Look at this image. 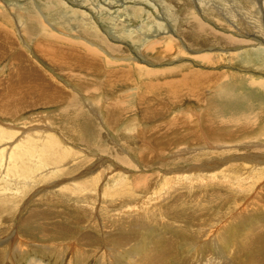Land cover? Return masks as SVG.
<instances>
[{"label":"rangeland","instance_id":"rangeland-1","mask_svg":"<svg viewBox=\"0 0 264 264\" xmlns=\"http://www.w3.org/2000/svg\"><path fill=\"white\" fill-rule=\"evenodd\" d=\"M234 1L222 0L221 11L212 5L207 12H202L196 0H0V28L13 42V45L9 41L10 44L5 43L6 57L0 61V97L6 98V93L20 83L17 77L21 71L14 69L10 60L23 55L44 75L42 80L55 84L51 87H59L55 88L57 92L54 87L51 91V87H46L50 84H45L44 91L55 94L60 90L59 93L74 95L81 111V117L72 118V112L61 109L64 105L60 103L30 108L22 105L24 109L16 110L11 117L0 112V208H3L0 212V264H32L33 259L43 264H157L156 257L162 260L161 264L188 261L200 264L206 259L215 264L219 255V259H224L223 256L231 259L227 261L232 264H247L249 258V264H260L253 245L258 242L257 246L264 251V235L253 242L249 236L264 233V227L260 228L264 226V35H258V31L254 32L246 23L257 17L253 25L258 22L264 28V13L258 19V15H254L258 5L236 0L235 4L240 7L235 8ZM231 7L234 16L224 12ZM238 8L240 11L236 10ZM262 9L264 11V7ZM30 11H35L39 24L33 27L35 30L31 27L32 34L26 36L23 23L29 25L25 16ZM198 13L209 28L243 44L211 50L187 49L184 27L191 33L193 20L205 21L199 20ZM165 46L169 48L167 52ZM38 49L59 58L83 57V65L91 66L92 61L103 72L118 71V74L107 83L108 74L90 72L92 67H78L77 74L63 72L59 70L61 63L55 67L43 64L36 56ZM200 75L216 79L205 82L198 77ZM12 76L16 80L10 79ZM111 82H115L112 92L104 90ZM194 93H200L202 100L188 97ZM107 106H113L112 114L116 118L113 129L105 123ZM141 107L160 117L142 120ZM88 119L97 127L96 132L86 130L84 133L92 144L95 134L96 145L114 149L122 160L127 157L122 144L142 149L150 166L136 167L135 162L142 167L146 163L132 152H128L130 166L124 165L114 154L66 142L58 131L62 127L65 131L67 120L74 130ZM171 120H177L175 126ZM168 122L172 126L165 125L169 129H164L161 124ZM45 133L53 138L57 136L58 150L67 151L71 159L57 166L42 161H39L40 166L33 160L26 162L31 166V174L22 182L28 189L23 194L12 185L14 179L6 180L4 176L9 147L24 138ZM158 153H162L161 157ZM77 163L82 167H74ZM230 167L244 169L246 178L235 182L236 176L222 175L221 172ZM55 168L63 170L61 176H48V181L28 186L39 176L52 175L50 172ZM87 168L93 171L90 180L98 175L92 189L89 187L92 183L82 175ZM134 179H138L137 183ZM75 184L84 185L85 190L76 193L82 190L80 186L72 189ZM6 185L10 190L4 193ZM164 188L168 192L159 198L161 205H157L158 200L150 201L156 190ZM130 193L136 195L133 197L138 205L145 198L149 199L148 215L134 219L126 214L124 207L129 205L126 197ZM75 195L80 196V200ZM152 203H155L153 207ZM110 209L115 211L109 214ZM210 236H214L215 242L221 239L215 250L205 245L210 242ZM244 237L249 240V249L242 246ZM117 238H123L124 242L117 243ZM15 239L23 240L25 247L14 250L10 259L5 253L10 245L14 248ZM152 242L154 244H150ZM54 245L58 249L53 250ZM71 245L77 249L73 256L67 251ZM223 245L225 247L221 248ZM163 247H169V251ZM198 249L202 251L197 256ZM83 252L84 259L80 256ZM194 255L196 259L190 260Z\"/></svg>","mask_w":264,"mask_h":264},{"label":"bare ground","instance_id":"bare-ground-1","mask_svg":"<svg viewBox=\"0 0 264 264\" xmlns=\"http://www.w3.org/2000/svg\"><path fill=\"white\" fill-rule=\"evenodd\" d=\"M198 1V2H197ZM221 1L222 0H196V2L198 3V6L197 7H201L202 8V12L203 11H206L207 12V9L209 10V6L210 7H212V5H213V8L215 9V10H219V11H221V9H223L222 7V5H221ZM248 1H250L254 6H257L258 5V7H257V9H256V11L254 12V15L255 16H257L258 15V19H260V17H259V15H261L262 13H264V11H263V7H264V0H248ZM239 2V1H238ZM236 3V0L233 2V5H234V7L235 8H237V7H240V5L239 4H235ZM233 7V6H232ZM232 7L231 8H226L225 10H224V12L226 13V15H231V16H234V15H232ZM236 10H238V11H240V8H238V9H236ZM199 11V10H198ZM197 11V12H198ZM253 12V11H252ZM200 13V12H199ZM198 13V14H199ZM200 15V14H199ZM263 17H264V15H262ZM23 17V16H22ZM25 18H26V21L27 22H29V25H27L28 23H23V24H25L24 25V28L25 29H23L24 30V34L26 35V36H29V35H31L32 34V32H31V30H32V28L33 27H36L38 24H39V21H38V18H37V14L35 13V11L34 12H29V14L27 15V16H25ZM256 18L257 17H252V18H250L249 20H251L250 22H248V23H246L247 25H251L252 26V28H254V32H256V30L258 31L257 32V34L259 35H264V28H262L260 25H258V22L256 23V26H254L253 25V22L256 20ZM262 18V17H261ZM199 20H205V19H203V17H201V15H200V18H199ZM248 21V20H247ZM206 23V20L205 21H203V22H198V20H193L192 22H191V25L193 26V29L191 30V31H193V32H191V33H188L189 31H188V29H186L185 27H184V29H185V31H186V33L184 34V38L185 39H187L186 41V43H187V45H185L184 44V46L188 49V47L189 48H191V49H209V50H211V49H214V48H217V47H226V46H228V48L229 47H236L237 45H240V44H243V41H239L238 39H236V38H233V37H231V36H229V35H226V34H224V33H221V32H216V30H214V29H211V28H209L208 27V25L207 24H205ZM208 22V21H207ZM261 23V22H260ZM21 24V23H20ZM263 24H264V22H263ZM27 25V26H26ZM36 25V26H35ZM26 26V27H25ZM238 26V25H237ZM236 26V27H237ZM22 27H23V25H22ZM32 27V28H31ZM38 27V26H37ZM239 27V26H238ZM237 27V28H238ZM2 29V27L0 28V61H1V59H3L4 57H6L5 55H6V49H5V46H6V44H10L11 43V45H13L12 43V40H8V36H9V38H10V35H8V33L6 32V31H2L1 30ZM3 29H5V28H3ZM236 29V28H235ZM33 30H35L34 28H33ZM32 30V31H33ZM236 30H238V29H236ZM34 33V32H33ZM21 35V34H20ZM258 37H260V36H258ZM262 37V36H261ZM262 38H264V37H262ZM147 39V38H146ZM258 40V39H257ZM10 42V43H7V42ZM185 41V40H184ZM6 43V44H5ZM180 43V42H179ZM179 43H176L177 44V46H179ZM185 43V42H184ZM264 43V42H263ZM8 46V45H7ZM38 47H36V49H37ZM181 49V48H180ZM12 50V49H11ZM164 50H165V52H167L168 50H169V48H168V46H165L164 47ZM13 51V50H12ZM170 51H172V50H170ZM187 51V50H186ZM194 51V50H193ZM10 52V51H9ZM66 52H68V51H66ZM8 53V52H7ZM20 53H22V51H20ZM19 54V53H18ZM23 54V53H22ZM21 55V54H20ZM28 55V54H27ZM206 55V54H205ZM23 55H21V56H19V58H17V56H14V58H11V62L14 64V69H16V68H18L21 72H20V75L17 77L18 79H19V81H20V83H18V85H17V88L16 89H14V90H9L7 93H6V98H1L0 97V112L2 113V114H4V115H7V117H11L14 113H15V111L16 110H22V109H24V108H26V107H28V108H30V106H38V105H40V104H42V105H46V104H62V105H64L63 106V108H61V109H64V110H66V111H70V112H72L71 113V117L72 118H78L79 116L81 117V115H80V106H79V102L77 101V99L75 98V96L73 95V96H71V95H69V94H67V93H64V91H63V93H59V91L60 90H58V93H55V94H53V92L51 93V91H52V89H53V87H51L52 85H55V84H52L51 85V83H49V82H47V81H44V79L42 80L41 79V77H43L44 75L43 74H41V73H38L37 71H36V67H34L35 65H34V63H32L30 60H27L24 56L22 57ZM36 56H37V58H39L40 60H41V62H43V64L45 63V65H52L51 67H55L56 66V64H59V63H61L60 64V66L61 67H59V70L60 71H69V72H72V73H76V71L75 70H77L78 69V67H83V68H85V67H92L91 68V70H89L90 72H93V73H95V74H103V73H107L108 74V77H109V80H106V82L108 83L109 81H111V80H113V78H114V74H118V71H114V72H103V70L101 69V68H98L96 65L94 66V62H92L91 61V66H86V65H83L82 64V62H81V60H82V58L83 57H81V59L77 56L76 58H75V60H73L72 58L73 57H69V58H64V57H62V58H59L57 55H55V54H50L47 50H40V49H38V50H36ZM39 56V57H38ZM75 56V55H74ZM61 57V56H60ZM77 58H78V60H77ZM9 61V62H10ZM8 62V63H9ZM10 64V63H9ZM37 65V64H36ZM55 65V66H54ZM13 66V65H12ZM63 66V67H62ZM58 67V66H57ZM56 67V68H57ZM82 68V69H83ZM80 69V68H79ZM82 69H80V70H82ZM38 70V69H37ZM84 70H86V69H84ZM83 71V70H82ZM77 74V73H76ZM81 74V73H80ZM15 76V75H14ZM66 77V76H65ZM70 77H74L75 78V76H70ZM199 78H203V79H205V82H209V81H215V80H213V79H216L215 77H213V76H211V78H208L209 76H207V77H204V76H198ZM15 79V78H13V76L12 77H10V79ZM16 80V79H15ZM76 81V80H75ZM17 82V81H16ZM45 84H50L49 86H46ZM113 84V85H112ZM114 84H115V82H111V83H109L108 84V86H107V88H104V90H106V89H108V91L109 92H112V89H113V87H114ZM51 87V91L50 92H48V90H45L44 91V87ZM204 86H202V87H200L198 90L200 91L201 90V88H203ZM48 88V89H49ZM55 88H56V86L54 87V89L53 90H55ZM59 88V87H58ZM58 88H56V89H58ZM56 91V90H55ZM107 91V92H108ZM57 92V91H56ZM32 93V94H31ZM110 94V93H109ZM17 95V96H16ZM29 95H31V97L29 96ZM112 95V94H111ZM188 97H190V98H197L196 100H199V101H201L202 100V97H201V95H200V93H194V94H191V95H189ZM190 98H189V100H190ZM180 99V98H179ZM179 101V100H178ZM198 103V102H197ZM25 104V105H24ZM24 106V108H22L23 106ZM113 105V104H112ZM108 107V108H107ZM106 108H105V113H107L108 115H107V120H105V121H107V122H105V123H107V127L108 128H112V124H115L114 123V120H116V118H115V116L112 114L113 112H112V108L111 107H113V106H107ZM19 108V109H18ZM143 108V109H142ZM142 109V111H143V114H142V117L144 118V119H142V120H145L146 118H148V119H150V120H153V119H156V118H158V117H160V116H155L151 111V113H148V111L149 110H146L144 107H141L140 108V110ZM14 110V111H13ZM64 110H59V111H62V113H64ZM82 110V109H81ZM146 112V113H145ZM64 115H66V114H64ZM97 115V114H96ZM63 116V115H62ZM63 117H67V116H63ZM70 118V117H69ZM66 120V119H65ZM68 120H70V119H68ZM66 121L65 122V124L67 125V127H65V131L63 132L62 130L64 129L63 127V129L62 128H58V131L60 132V134L62 135V137L66 140V142H69V143H71V144H79V145H83V146H85L87 149H92L93 150V148H94V150H96V151H100V152H105V153H108V154H114V156H115V158H116V160L118 159L122 164H124V165H127V166H130V164L129 163H131V160H130V158H131V156L129 157V154H128V152H132V155L134 154V156H136V157H138V158H142L143 159V162L144 163H146V164H143V167L140 165V164H137V162H135L136 163V167H138V168H142V169H144V167H145V169L147 168V167H149L150 166V163H149V161H147L145 158L146 157H143L144 156V152L142 151V149H135V148H133V146L131 147V146H129L128 144L126 145V144H122V150L124 151V152H127V153H125L126 155H127V157L125 156L124 158H123V160H122V158H120L117 154H116V152H115V150L114 149H109V148H104V149H102L103 148V145L101 146V144H97L96 145V143H97V141H96V138H94V135L95 134H93V136H92V139H93V141H94V144H92V142H91V139H86V137H89V136H84V133L86 132V130H94L95 132H96V130H97V127H95L94 125H95V123L94 122H92V120H90V119H88V120H86V122H83V125H81L80 127H78V128H74V130H72V127L70 126L69 127V121ZM177 120H171V124L173 125V126H175L174 125V123L176 122ZM62 122V121H61ZM82 122V121H81ZM76 123V122H75ZM81 124V123H80ZM170 124V122H168L167 124L165 123H163V124H161V125H163L164 127V129H169L168 127L169 126H172ZM100 125V124H99ZM160 125V126H161ZM168 125V127H166V126ZM159 126V127H160ZM162 127V126H161ZM66 128H68V132L66 131L67 129ZM84 128V129H83ZM70 129H71V131L72 132H70ZM83 129V130H82ZM113 129V128H112ZM171 129V128H170ZM163 130V129H162ZM76 132V133H75ZM94 132V133H95ZM88 133V132H87ZM58 134V133H57ZM38 135V134H37ZM45 135H46V133H45ZM32 136V137H30V138H24L22 141H19V142H17V143H15V144H13L12 145V147H11V145H10V152L7 154V165H6V167H5V173H4V176L6 177V180H8L7 178H12V179H14L13 181H12V185H14V186H16V187H18V189H20V191H22L23 192V194H24V192L26 191V190H28L26 187L27 186H25V187H23L22 186V182L24 181H26L28 178H29V175L31 174V166H30V164H29V166H27V164H25L26 162H29L30 160L32 161L33 160V162L35 163V164H37V165H39L40 163H39V161H42L43 162V164L45 163V164H49V165H52V166H57V164H60L62 161H64L65 159L67 160L68 158H70L69 156V153L67 152V151H65L64 149L63 150H58L60 147V145H58V140H57V138H55V137H57V136H55L54 138H53V136H48V135H46V136ZM90 136L92 135V134H89ZM99 135V134H98ZM2 136V134H1V132H0V137ZM96 136V135H95ZM28 137V136H27ZM40 137H43L44 138V140L42 139V140H39L40 139ZM99 137V136H98ZM5 138H7V135H5ZM63 140V139H62ZM100 140V139H99ZM19 144V145H18ZM64 145V144H63ZM62 145V146H63ZM65 147V146H64ZM105 147V146H104ZM119 147V148H120ZM143 148V147H142ZM125 149V150H124ZM4 150V149H3ZM37 153V155H38V153L40 154L39 155V157L37 158L33 153ZM178 152V151H177ZM100 154V153H99ZM179 154V153H178ZM104 155H106V154H104ZM159 157H161V155H162V153H158L157 154ZM164 155V154H163ZM182 155V154H181ZM35 156V157H34ZM95 157V156H94ZM129 157V158H128ZM138 158H137V160H138ZM252 158V160H255V159H257V158H254V157H251ZM71 159V158H70ZM176 159V158H175ZM4 160V159H3ZM130 160V161H129ZM154 160V159H153ZM2 161V159L0 160V162ZM133 161V160H132ZM139 161V160H138ZM147 161V162H146ZM249 161V160H248ZM22 162V163H21ZM241 162V161H240ZM246 162V161H245ZM244 162V163H245ZM252 162V161H251ZM253 162H256V161H253ZM79 163H81L80 161H79ZM138 163H142V162H138ZM19 164V165H18ZM81 164H76V165H74V167H82V166H80ZM40 166V165H39ZM122 166V165H121ZM160 166H162V165H160ZM43 167L45 168V166L43 165ZM28 168H30V170L28 169ZM40 168V167H39ZM80 168H78V169H76L75 171H77V170H79ZM41 169V168H40ZM89 168H87V170H83L84 172H83V174L82 175H84L85 176V180L88 182V183H92L89 187L92 189L93 188V181H95V179L98 177V175L94 178V179H92L93 177H94V175H93V177H90L91 178V180L89 179V176H91V174H92V170L91 169H89ZM244 170V169H243ZM243 170L242 169H240L239 167H237V168H235V167H230L229 169H227V170H223L221 173H222V175H227V176H230L231 177V175H232V177L233 178H235V176H236V180H235V182L236 181H238L237 179H241V181L240 182H242V177H245L246 178V175H245V172L243 173ZM61 171H62V173H63V170H61V168L59 169V168H55L54 170H53V172H50L52 175H44V176H39L38 178H36V179H33V180H31L30 181V183H29V185L28 186H32L31 184H33V183H35L36 185H38V183H37V181L39 182V184L40 183H43V182H46V181H48V180H46L47 179V177L48 176H51L52 178L54 177V176H56V177H58V176H61ZM73 171V170H72ZM91 171V172H90ZM90 174V175H89ZM215 177V176H214ZM226 177V176H225ZM51 178V179H52ZM12 179H10V180H12ZM50 179V180H51ZM141 179V178H140ZM224 179V178H223ZM42 180H44L43 182H40V181H42ZM137 181H138V179H134V182L135 183H137ZM10 182V181H9ZM11 183V182H10ZM239 183V182H238ZM34 184V185H35ZM59 184V183H58ZM235 184V183H234ZM3 185V184H2ZM5 186V185H4ZM7 186L8 185H6V187L4 188V193L5 192H8L9 190H10V188L8 189L7 188ZM59 186V185H58ZM76 186H80V188H81V190L82 191H77L76 193H82L84 190H85V186L84 185H76L75 184V186L74 187H71L72 189H75V188H77ZM9 187H11V185L9 186ZM123 187V186H122ZM121 187V188H122ZM124 188V187H123ZM167 188V187H166ZM1 189H3V188H1ZM64 191H67V189H65ZM69 192V191H68ZM73 192V191H72ZM90 192H92V191H90ZM96 192V191H95ZM103 192V189H102V191H101V193ZM117 192V191H116ZM168 192V190H166L165 188L164 189H159V190H156V192H154L153 193V199H150V201H153V200H158V202L156 201V203H157V205H159L160 204V199L159 198H161L165 193H167ZM7 194V193H6ZM118 194H119V192L118 193H116V196H118ZM135 194L134 193H130L127 197H126V199H128L127 201H128V203H129V205H126L124 208H127V210H125L126 211V214L128 215V216H134V219H135V217H139L138 215H143V216H146V215H148V214H146V212H147V210H149L150 208H149V205H148V203H150V201H148L149 199H147L146 200V198H145V200H144V202L141 204V205H138V201H137V199H136V197L134 198L133 196H134ZM238 195V194H237ZM136 196V195H135ZM152 196V195H151ZM75 197H76V199H78V200H80V196H76L75 195ZM218 197V196H217ZM112 198V197H111ZM247 198H249V197H247ZM210 199V198H209ZM113 200V199H112ZM132 200L134 201V202H132ZM246 200H248V199H246ZM213 202V201H212ZM215 202V201H214ZM213 202V203H214ZM218 202H220V201H218ZM249 202V201H248ZM6 203V202H5ZM210 203V202H209ZM221 203V202H220ZM220 203H219V205H220ZM155 205V203H152V204H150V206L151 207H153ZM156 205V206H157ZM161 205V204H160ZM206 205V204H205ZM207 205H208V203H207ZM218 205V204H217ZM4 206V205H3ZM3 206H1V207H3ZM118 206V205H117ZM204 207V206H203ZM209 207V206H208ZM114 208V207H113ZM212 208V207H211ZM1 209H3V208H0V212L1 211H3V210H1ZM116 209V208H115ZM115 209H110L109 210V214H110V212H113V211H115ZM200 209V208H199ZM206 209V208H205ZM213 209V208H212ZM221 209V208H220ZM223 209V208H222ZM238 209V208H237ZM244 209V208H243ZM235 210V209H234ZM240 210H241V208H240ZM252 210V209H251ZM105 211V210H104ZM190 211V210H189ZM223 211V210H222ZM246 211V210H245ZM253 211V210H252ZM261 211H262V209H261ZM260 211V212H261ZM99 212H100V210H99ZM117 212V211H116ZM171 212V211H170ZM238 212V211H237ZM244 212V211H243ZM242 212V213H243ZM256 212H257V210H256ZM2 213V212H1ZM107 213V212H106ZM152 213V212H151ZM182 213V212H181ZM230 213V212H229ZM241 213V214H242ZM116 214V213H115ZM161 214V213H160ZM177 214V213H176ZM251 214V213H250ZM261 214V213H260ZM105 215V214H104ZM120 215V214H119ZM247 215H249V214H247ZM258 215V214H257ZM257 215H256V217H257ZM100 216V215H99ZM109 216V215H108ZM127 216V217H128ZM176 217H177V215H175ZM223 216V215H222ZM222 216H221V218H222ZM243 216H244V214H243ZM243 216H241L240 215V217H243ZM207 217V216H206ZM256 217H254V218H256ZM224 218V217H223ZM239 218V217H238ZM207 219V218H206ZM212 219V218H211ZM242 219V218H241ZM240 219V220H241ZM252 219H253V217H252ZM109 220V219H108ZM108 220H106V221H108ZM164 220V219H163ZM210 220V219H209ZM222 220V219H221ZM236 220V219H235ZM234 220V221H235ZM245 220V219H244ZM244 220H243V222H244ZM103 221H104V219H103ZM105 221V222H106ZM119 221V220H118ZM166 221V220H165ZM200 221V220H199ZM223 221V220H222ZM222 221H220V222H222ZM228 221V220H227ZM233 221V222H234ZM198 222V221H197ZM207 222L208 223H212L211 221L209 222L208 221V219H207ZM207 223V225H209ZM245 223H246V221H245ZM245 223H243V224H245ZM248 223V222H247ZM250 223V222H249ZM248 223V224H249ZM114 224V223H113ZM187 224V223H186ZM221 224V223H220ZM235 224H236V221H235ZM241 223H239V224H237V225H240ZM106 225V224H105ZM139 225V224H138ZM167 225V224H166ZM188 225V224H187ZM201 225V224H200ZM211 225V224H210ZM141 226V225H140ZM143 226V225H142ZM215 226V225H214ZM224 226V225H223ZM233 226H234V224H233ZM136 227H138V226H135V228ZM165 227V226H164ZM181 227V226H180ZM185 227V226H184ZM189 227V226H188ZM194 227H196V226H194ZM204 227V226H203ZM226 227V226H225ZM225 227H223V228H225ZM241 227V226H240ZM264 226H262V227H260V228H263ZM138 228H140V227H138ZM187 228V227H186ZM219 228V227H218ZM227 228V227H226ZM125 230L127 229V226H125V228H124ZM137 229V228H136ZM165 229V228H164ZM169 229H171V228H169ZM188 230H189V228H187ZM192 229V228H191ZM242 229V228H241ZM92 230H94L93 228H92ZM140 230V229H139ZM239 230V229H238ZM171 231V230H170ZM178 231V230H177ZM219 231V230H218ZM205 233V232H204ZM231 233V232H230ZM126 234H128L129 235V232L127 233L126 232ZM174 234V233H173ZM180 234H182V233H180ZM196 234V233H195ZM211 235H213V233L211 232L210 233ZM190 235V234H189ZM201 235V234H200ZM219 235H221V234H219ZM219 235H218V237H219ZM264 235V233H262V232H258L257 233V235L255 234V236H253V235H250L249 236V238L251 239V241L253 242V240H256V239H261L262 238V236ZM120 236V235H119ZM187 236H188V234H187ZM191 236V235H190ZM194 236V235H193ZM192 236V237H193ZM202 236V235H201ZM204 236V235H203ZM252 236V237H251ZM113 237V236H112ZM200 237V236H199ZM211 237V240H210V242L209 243H206L205 245L206 246H208L210 249L212 248L213 250H215L216 248H218V242L219 241H221V239H219L218 240V242H215L214 241V236L212 237V236H210ZM223 237H225V236H223ZM228 237V236H227ZM232 237V236H231ZM125 238H127V237H125ZM220 238H222V236L220 237ZM226 238V237H225ZM233 238V237H232ZM110 239V238H109ZM115 239V238H114ZM210 239V238H209ZM208 239V240H209ZM223 239V238H222ZM45 240H50V239H45ZM126 240V239H125ZM158 240H160V237H159V239ZM199 240V238L197 239V241ZM226 240V239H225ZM231 240V239H230ZM233 240V239H232ZM243 240V245L242 244H240V245H242L244 248H246V249H249L250 248V243H249V240H248V238L245 240V237L242 239ZM15 241H16V244L13 246L14 248H12L11 247V245H10V247H8V252L7 253H5V254H8L9 256V258L11 259V256L14 254V250H16L17 248H24L25 247V242H23V240H20V239H18V240H16L15 239ZM114 241V240H113ZM117 243H122V242H124V239L123 238H117ZM142 242H144V241H146V239H142L141 240ZM148 242H149V240H147ZM151 241V240H150ZM156 243L158 242L159 243V241H157V240H154ZM223 241H224V239H223ZM227 241V240H226ZM229 241V240H228ZM227 241V242H228ZM72 242V241H71ZM141 242V243H142ZM167 242H168V240H167ZM193 242V241H192ZM61 243V242H60ZM59 243V244H60ZM114 243V242H113ZM194 243V242H193ZM231 243V242H230ZM240 243V242H239ZM257 243L258 242H256V244L255 245H253L254 246V253H255V255L257 256L256 258L259 260V262H260V264H264V251L263 250H260V247L259 246H257ZM45 244H47V242H45ZM53 244V243H52ZM147 244V243H146ZM150 244H154L153 242L152 243H150ZM182 244V243H181ZM203 244H204V242H203ZM116 245V244H115ZM169 245V244H168ZM200 245L201 244H199V247H200ZM221 245H222V243H221ZM43 246V245H42ZM141 246H143V245H141ZM146 246V245H145ZM197 246V245H196ZM39 247V246H38ZM74 247H76V245H74ZM151 247V246H150ZM156 247H157V245H156ZM225 246L223 245L221 248H224ZM241 247V246H240ZM239 247V248H240ZM54 248L55 249H58L55 245H54V247H53V250H54ZM147 248H148V245H147ZM175 248V247H174ZM202 248H206V247H204V245L202 246ZM201 248V249H202ZM238 248V247H237ZM244 248H242L243 250H244ZM21 249V250H22ZM75 249V252L77 251V249L76 248H74ZM74 249H73V245H71L70 247H69V249H67V251H68V253L71 255V256H73V254H74ZM157 249H158V247H157ZM156 248H155V250H157ZM171 249V248H170ZM177 249V248H176ZM192 249V248H191ZM201 249H198V252H197V256H198V254L203 250H201ZM209 249V250H210ZM220 249V248H219ZM18 250V249H17ZM97 250V249H96ZM163 250H165V251H169V247H166V249L163 247ZM173 250V249H172ZM212 250V251H213ZM5 250H3L2 249V252H4ZM62 251V250H61ZM82 251V250H81ZM93 251V250H92ZM149 251H150V249H149ZM160 251V250H159ZM217 251V250H216ZM235 251V250H234ZM56 252V251H55ZM94 252H96V251H94ZM152 252V251H151ZM150 252V253H151ZM170 252H172V251H170ZM187 252H189V251H187ZM204 252H205V250H204ZM203 252V253H204ZM218 252V251H217ZM220 252H221V250H220ZM248 252V251H247ZM23 253V252H22ZM26 253V252H25ZM60 253V252H59ZM246 253V252H245ZM50 254V253H49ZM56 254V253H55ZM84 254V252L83 253H80V256H82V259H84V256H85V254ZM111 254V253H110ZM156 254V253H155ZM170 254V253H169ZM186 254H188V253H186ZM218 254V253H217ZM249 254H250V252H249ZM3 256H4V253L2 254ZM16 255V254H15ZM53 255H54V253H53ZM57 255V254H56ZM55 255V256H56ZM58 255H60V254H58ZM196 255H194L193 257H191L190 258V260H192V259H196ZM252 255V254H251ZM6 256V255H5ZM4 256V257H5ZM17 256V255H16ZM167 256V255H166ZM207 256V255H206ZM214 256H215V254H214ZM79 257V256H78ZM159 257V256H158ZM175 256H173L172 258H174ZM219 257H220V255L218 256V259H217V263H215V264H232V263H229L227 260H231V259H225V257L223 256V258L224 259H219ZM2 258V257H1ZM5 258H7V257H5ZM62 258V257H61ZM163 258V257H162ZM176 258V257H175ZM174 258V259H175ZM205 258H207V257H205ZM217 258V257H216ZM241 258H243V257H241ZM3 259V258H2ZM200 259V258H199ZM245 259V258H244ZM243 259V260H244ZM250 259L251 258H249V261L248 262H251L250 261ZM71 259L69 258V262H71L70 261ZM242 260V259H241ZM13 261V260H12ZM11 261V262H12ZM28 261V260H27ZM162 261V260H161ZM160 261V259L159 258H157L156 257V262H157V264H161L162 262ZM202 261H203V259H202ZM215 261V260H214ZM235 262V261H234ZM233 262V263H234ZM247 262V261H246ZM247 262V264H249ZM253 262V261H252ZM256 262V261H255ZM8 263H10V261H8ZM67 263V262H66ZM236 263V262H235ZM257 263V262H256ZM12 264V263H11ZM32 264H43V263H40V262H38V260H35V259H33V261H32ZM185 264H193V263H190V261H188L187 263H185ZM200 264H214L213 262L211 263V260H205V261H203V262H201ZM236 264H238V263H236ZM244 264V263H243ZM259 264V263H258Z\"/></svg>","mask_w":264,"mask_h":264}]
</instances>
